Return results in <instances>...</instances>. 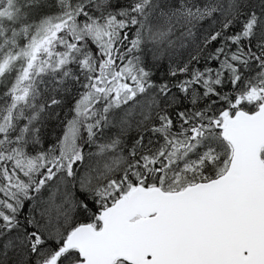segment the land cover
<instances>
[{
	"label": "snow or ice",
	"instance_id": "obj_1",
	"mask_svg": "<svg viewBox=\"0 0 264 264\" xmlns=\"http://www.w3.org/2000/svg\"><path fill=\"white\" fill-rule=\"evenodd\" d=\"M0 264H264V0H0Z\"/></svg>",
	"mask_w": 264,
	"mask_h": 264
}]
</instances>
